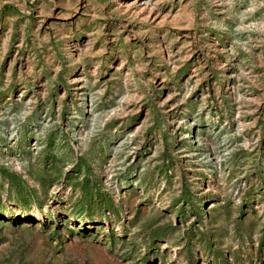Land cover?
I'll list each match as a JSON object with an SVG mask.
<instances>
[{
	"label": "rangeland",
	"instance_id": "obj_1",
	"mask_svg": "<svg viewBox=\"0 0 264 264\" xmlns=\"http://www.w3.org/2000/svg\"><path fill=\"white\" fill-rule=\"evenodd\" d=\"M0 264H264V0H0Z\"/></svg>",
	"mask_w": 264,
	"mask_h": 264
}]
</instances>
